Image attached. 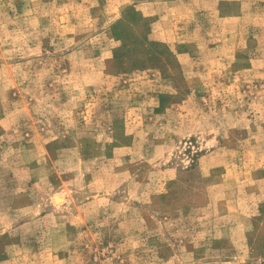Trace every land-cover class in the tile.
I'll use <instances>...</instances> for the list:
<instances>
[{
    "label": "clouds",
    "instance_id": "clouds-1",
    "mask_svg": "<svg viewBox=\"0 0 264 264\" xmlns=\"http://www.w3.org/2000/svg\"><path fill=\"white\" fill-rule=\"evenodd\" d=\"M0 264H264V0H0Z\"/></svg>",
    "mask_w": 264,
    "mask_h": 264
}]
</instances>
